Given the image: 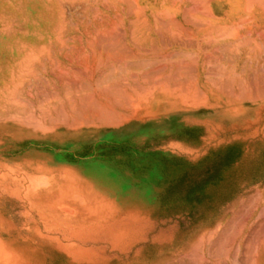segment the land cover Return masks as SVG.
<instances>
[{
	"label": "rangeland",
	"instance_id": "1",
	"mask_svg": "<svg viewBox=\"0 0 264 264\" xmlns=\"http://www.w3.org/2000/svg\"><path fill=\"white\" fill-rule=\"evenodd\" d=\"M126 1L15 0L18 29L33 28L36 36L48 29L51 43L87 37L96 21L106 28L107 18L120 29L144 23L145 93L133 77L137 62L107 81L100 69L90 77L88 52H72L80 47L19 46L17 85L11 100L8 88L0 101V264L25 263L42 246L51 263L106 255L156 263L157 230L219 220L218 229L239 236L243 259L257 253L264 264V45L255 32L243 36V93L236 100L248 114L241 127L162 122L157 6L213 2ZM221 1L241 9L226 22L235 17L243 28L264 22V1ZM59 48L72 53L64 59ZM57 245L65 246L64 255L54 253Z\"/></svg>",
	"mask_w": 264,
	"mask_h": 264
},
{
	"label": "crops",
	"instance_id": "2",
	"mask_svg": "<svg viewBox=\"0 0 264 264\" xmlns=\"http://www.w3.org/2000/svg\"><path fill=\"white\" fill-rule=\"evenodd\" d=\"M212 2L211 5L157 6V119L183 125L198 121L231 131L241 127L248 114L236 100V95L243 93V36L247 38L255 32L254 37L264 45V22L255 23V28H243V23L235 21V17L233 22H226L227 14H237L241 9L225 5L221 0ZM89 10L99 13L98 7ZM17 22L15 0H0V101L3 89L9 88L10 100L11 87L17 85L19 46L27 50L41 46L44 50L51 44L80 47L73 51L65 48L63 53L59 48L58 53L64 59L72 52L81 57L88 52L91 78H97L100 69L107 81L112 80L114 70L137 62V74L133 77L137 78L138 93H145V29L139 20L132 28L122 29L112 25L115 23L108 18L106 28L96 21V27L90 29L87 37H58L56 43H51L48 29H42L41 36H36L33 28L19 30ZM99 60L105 65L98 66ZM106 87L105 93L113 92L110 85ZM220 224L219 220L198 229L157 230V262L135 264H258L257 253L254 258L243 259L236 241L239 236L234 231L218 229ZM53 250L65 254V246H53ZM32 252L31 260L28 257L21 264H66L64 256L57 263L48 261L49 247H35ZM85 264L133 263L106 255Z\"/></svg>",
	"mask_w": 264,
	"mask_h": 264
},
{
	"label": "bare ground",
	"instance_id": "3",
	"mask_svg": "<svg viewBox=\"0 0 264 264\" xmlns=\"http://www.w3.org/2000/svg\"><path fill=\"white\" fill-rule=\"evenodd\" d=\"M251 1V0H250ZM262 2L264 1V0H261ZM126 2H129L128 0L126 1ZM244 2H247V1H245L244 0ZM249 2V1H248ZM254 2V1H253ZM199 3V2H198ZM201 3H203V2H201ZM207 3V2H206ZM252 3V2H251ZM250 3V4H251ZM261 3V2H260ZM260 3H257V5L258 4H260ZM242 4H244V3H242ZM249 4V5H250ZM262 6V5H261ZM252 7V6H251ZM115 8V7H114ZM120 8H122V7H120ZM208 8V7H207ZM262 8H264V6L262 7ZM209 9V8H208ZM261 9V8H260ZM131 10V9H130ZM187 10V9H186ZM205 10V9H204ZM263 12H264V10H263ZM117 13V12H116ZM153 15V14H152ZM153 19H155V17L153 18ZM134 20V19H133ZM155 21H156V19H155ZM131 22H132V20H131ZM154 22V21H153ZM117 24V23H116ZM122 24V23H121ZM112 25H115V24H112ZM179 25V24H178ZM122 26V25H121ZM167 26V25H166ZM221 26V25H220ZM118 27V26H117ZM180 27V26H179ZM112 28V27H111ZM181 28V27H180ZM185 29V28H184ZM220 30V29H219ZM105 31V30H104ZM133 33V32H132ZM131 34V33H130ZM102 35H104V33L102 32ZM108 35V34H107ZM240 36V35H239ZM106 37V36H105ZM105 39H107V38H105ZM90 42V41H89ZM34 56V55H33ZM129 57V56H128ZM32 59H34V58H32ZM29 61V60H28ZM101 62V61H100ZM30 63V62H29ZM25 65V64H24ZM101 65V64H100ZM99 66V65H98ZM29 74H30V72H29ZM30 77V76H29ZM63 83H64V81H63ZM63 87V86H62ZM7 93H9V92H7ZM9 96V95H8ZM11 96V95H10ZM9 98V97H8ZM16 98V97H15ZM11 100V99H10ZM30 101V100H29ZM20 103V102H19ZM20 106V105H19ZM110 114V113H109ZM112 114V113H111ZM116 114H118V113H116ZM113 115H115L114 113H113ZM106 116H108V114H106ZM118 116H121V115H117V117ZM109 117V116H108ZM107 117V118H108ZM113 117H115L116 118V116H112V118H111V116H110V119H113ZM125 117V116H124ZM106 118V117H105ZM123 118V117H122ZM109 119V118H108ZM121 119V118H120ZM120 119H118V120H120ZM124 119V118H123ZM120 123V122H119Z\"/></svg>",
	"mask_w": 264,
	"mask_h": 264
}]
</instances>
